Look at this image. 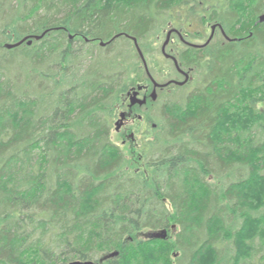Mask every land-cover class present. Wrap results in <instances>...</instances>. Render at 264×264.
I'll return each instance as SVG.
<instances>
[{
    "label": "trees",
    "instance_id": "1",
    "mask_svg": "<svg viewBox=\"0 0 264 264\" xmlns=\"http://www.w3.org/2000/svg\"><path fill=\"white\" fill-rule=\"evenodd\" d=\"M263 15L264 0H0V264H264ZM213 25L228 40L181 53L194 82L151 109L136 166L112 139L147 79L132 40L163 71L167 27L205 41Z\"/></svg>",
    "mask_w": 264,
    "mask_h": 264
},
{
    "label": "rangeland",
    "instance_id": "2",
    "mask_svg": "<svg viewBox=\"0 0 264 264\" xmlns=\"http://www.w3.org/2000/svg\"><path fill=\"white\" fill-rule=\"evenodd\" d=\"M174 28H176V27H174V26L167 27V29L161 33V35L157 38V41H156L157 42L156 43L157 52L154 55L160 61L162 66L164 67L163 71H159L158 69H155L152 66V64H150V61L146 60V58H145V56L141 50V47L138 43V47H139L140 51L142 52L144 59L146 61L147 68L144 65L145 70H146L147 74L150 77H152L153 80L155 82H157L158 84H166V83H169L171 81H182L184 79V76L181 75L177 71L175 64H174L175 62H172V60L170 59V56H174V57L178 58L180 53L187 47V43L188 44H191V43L202 44L203 43V41H197V40L192 41L189 37L186 36L185 33L180 32V35L176 34V31H178V30H176ZM169 34H170V38H169ZM212 34H213V32H212ZM220 34H221L220 30L217 29L214 33V37H216L215 38L216 40H217V37H218V39L221 38V37H219ZM168 38H169V43L166 45L165 53H163V48H164ZM132 41L134 42V40H132ZM118 44L124 45V42L119 40ZM133 44H134V46L138 52V49L136 47L135 42ZM138 54H139V52H138ZM166 55L167 56L170 55L169 58L166 57ZM139 56H140V54H139ZM140 58H141V56H140ZM142 62H143V60H142ZM147 74H146L147 79H146L144 84L148 85V87L150 88V93H151L153 91V84H152L151 80L149 79V77L147 76ZM156 94L158 95V100H159L162 97L161 96V90H157ZM158 100H157V102H158ZM157 102H155V103L157 105H159L160 103H157ZM153 103L151 102V99H149L147 107H145V106H134L133 111H132L133 116L128 117V119H125V121L123 122L124 124L122 125L121 129L119 131H116L115 124L120 119V117L118 115V117L115 119L114 128L112 130L113 141L125 150L128 158L131 161H133V163L138 167H140V166L144 167L143 160L140 156V146L142 145L143 140H147L150 137V134H152L154 132L153 130H156V128H157V125L154 124L153 121L148 117L150 115V111L152 109ZM138 115L139 116L142 115L143 118L138 119V117H137ZM157 233L158 232L145 231V232L139 233V235H137V237L139 239H146L147 237L153 236ZM168 236L172 237V234H168Z\"/></svg>",
    "mask_w": 264,
    "mask_h": 264
},
{
    "label": "flooded vegetation",
    "instance_id": "3",
    "mask_svg": "<svg viewBox=\"0 0 264 264\" xmlns=\"http://www.w3.org/2000/svg\"><path fill=\"white\" fill-rule=\"evenodd\" d=\"M214 26H217L216 27V29H215V31L217 30V29H219L220 30V32H221V34H220V36L219 37H221V38H219L218 39V37H217V40H221L222 42H223V40H228V38L226 37V35L224 34V32H223V30H221L220 28H219V25H213L212 26V28L214 27ZM212 32H213V30L211 29V31H210V33H209V36H208V38L205 40V41H203V43L202 44H194V43H191V44H188L187 43V47L183 50V51H185L187 48H189V47H202L204 44H207L208 42H209V40H210V38H211V36H212ZM215 33V32H214ZM176 34H179L180 35V32L179 31H176ZM186 36L187 37H189L190 35H187L186 34ZM190 38V37H189ZM216 37H214V35H213V40L215 39ZM191 39V38H190ZM192 40V39H191ZM192 41H194V40H192ZM196 41V40H195ZM197 41H201V40H197ZM182 51V52H183ZM181 52V53H182ZM181 53H180V55H179V57L178 58H176V57H174V56H170V59L172 60V62H174V60L173 59H175L177 62H178V66L175 64V67H176V69H177V71L181 74V75H183L184 76V79L182 80V81H171V82H169V83H166V84H158L157 82V84H158V86L159 87H157V88H155V86H154V83H153V81H152V77H150L148 74H147V72H146V74H147V76L149 77V79L151 80V82H152V84H153V91L150 93V88L148 87V85L147 84H140V85H138L137 87H135V88H132L127 94H126V100H125V105H126V108H127V110H125V111H123V110H121L120 111V113H119V117H120V119H121V114L122 113H125V119H128V117H131V116H133V114H132V111H133V108H134V106H140V105H134V106H131V97L133 96V94L134 93H138V96H137V98L139 99V100H146V104L145 105H143V106H145V107H147L148 106V101H149V99H151V102L153 103L154 101L155 102H157V100H158V95L156 94V91L157 90H161V96H163V95H165V94H171L173 91H175V89L177 88H184V87H187L188 86V88H190L192 85L191 84H193V82H194V79H195V77H194V75H195V72H194V70L191 68V67H185L183 64H180V62H179V59L180 58H182L181 57ZM155 96V99H153V97ZM159 101V100H158ZM153 103L154 105L156 104V103ZM152 104V108L154 107V105ZM151 109V108H150ZM149 109V110H150ZM138 117V119H142L143 117H142V115L141 116H137ZM135 118V117H134ZM120 119H119V121H120ZM125 119H124V121H125ZM123 121V122H124ZM124 124V123H123ZM122 124V125H123ZM115 128H116V124H115Z\"/></svg>",
    "mask_w": 264,
    "mask_h": 264
},
{
    "label": "water",
    "instance_id": "4",
    "mask_svg": "<svg viewBox=\"0 0 264 264\" xmlns=\"http://www.w3.org/2000/svg\"><path fill=\"white\" fill-rule=\"evenodd\" d=\"M259 22L264 23V15L260 17ZM216 27H217V26H214V27L212 28V30H213V34H212V36H211V38H210V40H209L208 43H210V41L213 39V35H214V32H215ZM219 28L222 29L221 27H219ZM37 38H39V37H37ZM169 38H170V34H169ZM169 38H168V40H167V42H166V44H165V46H164V48H163V53H165L166 45L169 43ZM26 40H27V39L22 40L21 42H19V43H17V44H7V45H6V48H7V49H13V48H15V47H19V46H21ZM133 40H134V42H135V44H136V47H137L138 52H139V54H140V56H141V59L143 60L144 65H145L146 68H147L146 61H145V59H144V56H143L142 52L140 51V49H139V47H138V42H137L136 39H133ZM28 44L31 45V44H32L31 41H29ZM102 45H105V44L102 43ZM166 57L169 58V56H167V55H166ZM173 60H174L175 64L178 66V62H177L175 59H173ZM152 81H153V83H154L155 88L159 87L158 84H157L153 79H152ZM137 96H138V93H134L133 96L131 97V106H134V105H137V104L140 105V106L145 105V104H146V100H145V99H144V100H139V99L137 98ZM153 99H155V96L153 97ZM124 119H125V113H122V114H121V119H120V121H118V122L116 123V131H119V130L121 129ZM117 255H118V253L115 252V253L111 254L109 257H114V256H117ZM68 264H97V263H95V262H93V261H74V262H71V263H68Z\"/></svg>",
    "mask_w": 264,
    "mask_h": 264
}]
</instances>
